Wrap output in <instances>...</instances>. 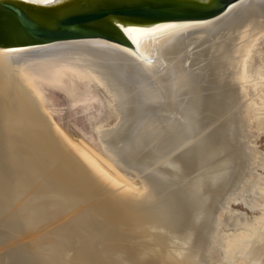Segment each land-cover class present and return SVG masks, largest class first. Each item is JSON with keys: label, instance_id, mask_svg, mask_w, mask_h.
Here are the masks:
<instances>
[{"label": "rangeland", "instance_id": "374dc122", "mask_svg": "<svg viewBox=\"0 0 264 264\" xmlns=\"http://www.w3.org/2000/svg\"><path fill=\"white\" fill-rule=\"evenodd\" d=\"M252 65L254 69L264 67V39L257 48ZM48 89L50 88L45 90L46 95L48 94V97L50 95L49 105L53 110V118L65 133L74 142L84 144L95 154L100 153L101 160L135 189L142 190L144 185L149 192L152 191L150 196L154 199L148 198V202L146 199L143 201L145 204L141 199L139 203L138 200L132 199L133 203L128 197L127 200L118 196V193H114L103 184L91 181L81 173L64 169L67 156L62 155V147H58V144L52 145L51 141L47 140L46 133L19 128L0 133L1 247L20 241L18 232L34 227L38 230L43 229V232L34 236L32 240L20 242L0 253V264L234 263L232 257L237 251L234 254L235 249L231 244L236 241L237 232L240 236L247 228L248 233H253V229L250 228L259 226L260 223L255 221L264 214L263 207L252 209L250 206H257L260 201L264 202V125L261 128L257 124L259 118L257 115L260 112L258 108L262 106V101L256 97L255 90L249 88L247 99L230 104L234 111L236 107L248 108L255 115V122L244 121L241 130L234 111L226 114L224 123L228 129L222 132L225 137L220 136L221 140L225 141L226 152L221 149L208 151L204 148L207 140L214 136L212 128L214 126L204 127L203 116H198L203 115L204 111L196 110L194 107L193 109L191 105L186 106L184 102L182 107L189 112L192 111L191 119L184 117L181 110L179 114L170 110L163 111L161 121L164 127L157 130L150 129L151 126L142 113L140 117L134 118L135 123L129 132L114 134L115 139L109 142L110 148L109 145L107 147L116 155L117 161H121L120 169L108 163L96 145L99 139L98 126L105 123L104 129H109L119 122L115 117H107L109 112L107 100L97 92L94 93V90L90 92L82 90L79 97L72 101L69 95L62 93L63 91ZM141 107L143 106H138L135 110H141ZM243 113L248 115L246 112ZM192 122L197 124L193 126ZM223 137L226 140L222 139ZM44 144L46 149L41 148ZM222 147L224 145L219 146ZM52 150L58 155L54 159L48 156L52 154ZM7 158L10 160L7 161ZM13 159H16L15 162ZM135 169L139 173L133 171ZM47 180L55 184L48 186ZM145 182L146 185L151 183L147 187ZM94 183L101 186L98 185L99 187L95 189ZM225 196H229L226 198H230V206L222 200ZM64 198L66 200H63ZM111 198L116 201L113 202ZM123 200L127 202L124 203ZM90 201L91 203H88ZM118 202L123 204H120L122 207ZM86 207V210L83 209ZM77 209L80 212L74 214V218L72 216V219L65 220L66 222L60 226L57 224V230L51 231L52 233L48 228L44 230L55 219L58 220L62 215L61 218H66L78 212ZM247 221L249 225L254 222V225L252 224L254 227L247 225ZM240 229H243V232ZM229 233L232 236H228L233 240L232 242L230 240V243L227 242L229 237L225 238Z\"/></svg>", "mask_w": 264, "mask_h": 264}, {"label": "bare ground", "instance_id": "6f19581e", "mask_svg": "<svg viewBox=\"0 0 264 264\" xmlns=\"http://www.w3.org/2000/svg\"><path fill=\"white\" fill-rule=\"evenodd\" d=\"M28 1L50 3L57 0ZM125 33L134 44L133 48L121 46L105 40H87L58 43L37 48L0 50V133H5L17 128L22 130L34 129L35 131L46 133L48 137L47 140H50L52 145L56 146L58 144V147H62V155L67 156L64 169H72L76 171V173H81L85 177L87 176L91 181L100 183L101 185L103 184L114 193H118V196L125 197L124 199L127 200L129 198L130 201L136 199V201L138 200L137 203H139L140 199L142 202H145L146 199L148 202V198L154 199V197L150 196L152 191L149 192L150 190L145 188L144 185V189L142 190L135 189L131 184L117 176L110 167L101 160L100 153L95 154L84 144L74 142L54 120L52 115L53 110L49 105L51 100L49 99L50 95L49 97L47 96L48 94L46 95L47 91L45 89L52 88L53 90L56 89L55 91H63L62 93L69 95L71 100H76L82 90L87 92L94 90V93L97 92L107 100L109 108L107 117H115L119 122L115 127L109 129H104L105 123L98 126L99 139L96 145L97 148L99 147L103 158L108 161V163L120 169L122 167V165H120L121 161L118 162L116 155L109 149V142L115 139L114 134L122 131L129 132L128 130L135 123L134 118L140 117L139 115H142V113L144 114L143 117L147 118V123L151 126L150 129L156 128L157 130H161L160 128L164 127L162 124L163 121H161L163 118V111L170 110L171 112L179 114L181 110L180 112L185 115L184 117L190 118L192 111L189 112L182 107L184 106V102L186 106L191 105V107H194L196 110L201 109V111H204L203 115H198L203 116L202 122L204 123V127L214 126L212 127L214 129V136L207 140L204 148L208 151H218L221 149L226 152L227 147L224 144L225 141L220 138V136H224L222 135L223 130L228 129L227 126H225L224 117L228 112L234 109L230 104L235 103V101L239 102L247 99L249 88L255 90L256 97L262 101V106L258 108L260 112L257 115L259 116L258 122H256L260 127L264 125V67L254 69L252 65L257 48L264 39V0H240L230 6L222 15L208 21L156 25L145 29L131 28L125 31ZM186 100H190L191 103ZM74 103H76V101ZM137 104H139L138 106H143L141 110H135V108L137 109L138 107ZM243 112H246L248 115L246 116ZM188 113H190V115H187ZM197 113H195V116ZM234 113L236 121H238L237 124L240 126L241 130L244 121L255 122V115L252 114L248 108L236 107ZM180 115L182 116L181 113ZM190 119L188 121L189 123L191 121ZM198 121L199 123L201 122L200 120ZM195 124H197V122H192L193 126ZM29 132L26 133L29 134ZM224 137L222 139H225ZM47 140L45 139V141ZM111 145L114 147L113 144ZM223 145L224 147L219 148V146ZM45 147L46 145L44 144L41 148L46 149ZM113 151L115 152L116 150ZM50 155L48 154L50 159H54L58 156L54 150H52V154ZM228 158H230L229 155ZM8 160L10 159L7 158V161ZM15 160L13 159L14 162ZM28 166L30 167V165ZM123 169H125V167ZM133 171L136 172L137 169ZM49 173L50 172H48V174ZM137 173L139 172L137 171ZM64 174L65 173H63V175ZM236 174L238 173L236 172ZM145 180L146 179H144V181ZM66 182H64V184ZM47 183L48 186L55 184L49 183L48 180ZM146 183L147 182H145V185ZM148 184L146 185L147 187ZM97 186L94 188L97 189ZM103 188L101 187V189ZM105 196L107 197L106 194ZM118 196L116 195V197ZM122 197L120 199H122ZM226 197L229 196H225L222 200H224L227 206H230L231 200ZM63 200L66 199L64 198ZM127 200H123L124 203L127 202ZM120 201L122 202V200ZM260 202L261 203L257 206L250 205L251 208L253 209L261 206L264 212V202ZM88 203H91V201ZM83 209L86 210L87 207ZM83 209L81 208V212ZM76 211L78 212L70 215L67 214L69 216L66 218H61L63 215L59 217L58 220L54 218L55 221L52 223L49 221V223H51L49 225L47 222L46 224L48 226L45 227L44 230L49 229L50 232L57 230L56 228H58V225L60 226L63 222H66L65 220H70L72 216V218H74V214L76 215L80 212L78 209ZM46 218L48 217L46 216ZM255 222H259L260 224L254 227V222H252L253 225H251L254 228H250V223H247V225L250 226L249 228L251 230L253 229V233H248V230H246L247 228H245L244 232L242 231L243 229H240L243 233L238 236L239 234L237 232V237L235 236V238H237L235 239L236 241H233L231 239L232 237L228 236L231 235V233L226 234L227 236H225V238L227 239V237H229L227 242L230 243V240L234 242V244L232 243L233 245L231 244V247L235 249V251L233 250L234 254L237 251L235 256L231 255L233 256L232 258H234L232 259L234 260L233 264H264V214ZM34 228H28L23 232H18L17 235H20V241L18 242H11L8 246L4 245V247H1L2 245L0 243V253L20 242L32 240L34 236L43 232V229L38 230ZM132 232L130 234H132ZM139 236L140 235H138V237ZM227 244L225 246H227ZM129 245L131 246V244ZM233 252L231 250V254ZM137 262L139 261L137 260Z\"/></svg>", "mask_w": 264, "mask_h": 264}, {"label": "water", "instance_id": "95a60500", "mask_svg": "<svg viewBox=\"0 0 264 264\" xmlns=\"http://www.w3.org/2000/svg\"><path fill=\"white\" fill-rule=\"evenodd\" d=\"M240 0H0V50L105 40L128 48L125 31L202 22Z\"/></svg>", "mask_w": 264, "mask_h": 264}]
</instances>
